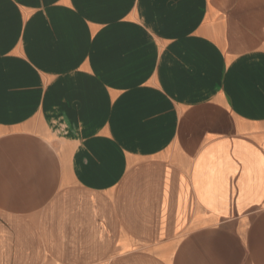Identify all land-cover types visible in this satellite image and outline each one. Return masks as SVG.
<instances>
[{"label": "crops", "instance_id": "crops-1", "mask_svg": "<svg viewBox=\"0 0 264 264\" xmlns=\"http://www.w3.org/2000/svg\"><path fill=\"white\" fill-rule=\"evenodd\" d=\"M0 264H264V0H0Z\"/></svg>", "mask_w": 264, "mask_h": 264}]
</instances>
